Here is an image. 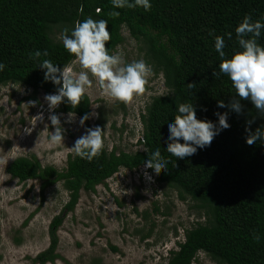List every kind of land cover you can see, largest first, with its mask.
<instances>
[{
    "label": "trees",
    "instance_id": "trees-1",
    "mask_svg": "<svg viewBox=\"0 0 264 264\" xmlns=\"http://www.w3.org/2000/svg\"><path fill=\"white\" fill-rule=\"evenodd\" d=\"M113 11L119 15H111ZM245 15L264 23V0H151L148 11L113 8L111 0H0V62L5 65L0 87L13 83L34 93H54L57 86L43 79L38 63L43 59L58 67L71 63L74 56L63 48L60 33L89 16L108 20L111 39L105 47L109 54L123 46L125 30L142 47L141 58L162 82V91L149 95L141 113L138 144L143 148L125 151L105 146L90 162L72 154L61 168L42 165L34 154L15 157L6 166L19 182L37 179L42 191L61 181L68 192L62 210L49 222V244L37 253V260L43 264L58 255L56 230L74 208L80 190L94 191L120 168H141L147 159L144 149L151 152L159 147L169 162L167 171L149 169L155 183L176 189L180 199L195 200V207L204 214L203 221L185 229L183 239L168 250L161 264H191L199 252L216 264H264V145H248L244 139L246 122L252 120L247 127L254 131L264 124V113L259 114L250 100L234 97L231 81L219 73L221 58L213 46L216 35L224 36L225 58L230 57L238 48L235 26ZM257 40L264 46V29ZM45 49L48 56L29 59L30 53ZM233 99L242 105L239 114L228 107ZM217 101L225 107H218ZM187 102L193 104L198 119L213 123L218 120L215 113L227 112L230 127L221 130L209 146L180 159L165 149L164 122L178 114L179 103ZM91 103L86 93L75 107L62 101L56 111L89 116ZM152 231L153 223L142 236ZM253 234L259 235V241Z\"/></svg>",
    "mask_w": 264,
    "mask_h": 264
},
{
    "label": "rangeland",
    "instance_id": "rangeland-1",
    "mask_svg": "<svg viewBox=\"0 0 264 264\" xmlns=\"http://www.w3.org/2000/svg\"><path fill=\"white\" fill-rule=\"evenodd\" d=\"M123 34L125 42L113 54L126 62L141 59L142 47L125 30ZM80 70L78 64L74 66V71ZM90 79L91 112L82 124L76 114L49 110L42 91L34 93L13 83L0 87V264H42L35 257L49 244V222L68 199L61 181L41 191L37 179L12 178L6 171L11 160L34 154L42 165L61 168L74 154L75 139L96 126L103 131L107 149L143 148L138 144L141 113L149 95L162 91L161 77L152 74L144 93L129 102L104 95L91 74ZM51 114L58 116L63 128L59 144L50 139ZM143 171L144 167L120 168L94 191L80 190L74 208L56 230L58 255L43 264H161L168 250L183 239L185 229L203 221L204 214L195 200L180 199L176 189L157 185L153 176L146 181ZM154 206H159L158 212ZM151 223L152 233L143 237ZM191 264L216 262L199 252Z\"/></svg>",
    "mask_w": 264,
    "mask_h": 264
},
{
    "label": "clouds",
    "instance_id": "clouds-1",
    "mask_svg": "<svg viewBox=\"0 0 264 264\" xmlns=\"http://www.w3.org/2000/svg\"><path fill=\"white\" fill-rule=\"evenodd\" d=\"M111 3L113 8L117 9L142 8L148 11L151 8V0H111ZM110 14L119 15V12L113 11ZM107 21L104 18L93 19L89 16L75 21L71 29L62 30L59 39L63 48L74 56L71 63L58 67L50 59L39 61L38 66L44 70L43 79L57 86L54 93L44 96L49 110L56 108L62 101L75 107L93 83L90 74L95 78L102 93L113 100L129 102L134 96L144 93L145 84L153 73L152 66L142 58L126 62L119 54H109L105 47V42L111 39L106 28ZM262 29H264V23L260 19L252 20L249 15H245L235 26L238 48L230 57L225 58L224 36L216 35L213 45L221 58L218 65L219 73L225 74L231 81L235 90L234 97L250 100L259 114L264 113V46L257 40L261 36ZM226 34L230 36L232 33ZM41 55L48 56L47 50L43 52L35 50L30 53L29 59L35 60ZM77 64L82 69L79 72L74 71V66ZM4 68L5 65L0 62V71ZM191 88L192 85L189 83L188 89ZM161 95H167V93H161ZM217 106L225 107L223 101H217ZM228 107L237 114L241 113L242 105L239 100L233 99ZM177 113L174 119L164 122L166 125L165 149L175 158L184 159L194 155L198 148L203 149L209 146L221 130L230 127L227 112L215 113L218 117L216 123L207 119H198L191 102L179 103ZM87 118L86 114L81 118L80 123L82 124ZM48 119L53 126L51 141L57 144L62 143L63 128L58 116L51 114ZM251 123L252 120L246 122L245 142L248 145L257 142L264 145V124L253 131L247 127ZM104 147L103 131L96 126L87 128L75 139L71 149L75 156L90 162L101 154ZM144 151L147 153V159L142 166L145 169L142 175L146 181H151L152 174L149 169L152 173L158 172L161 168L167 171L166 164L169 160L162 156L159 147L151 152H147V149ZM253 239L259 241L260 237L258 234H253Z\"/></svg>",
    "mask_w": 264,
    "mask_h": 264
}]
</instances>
